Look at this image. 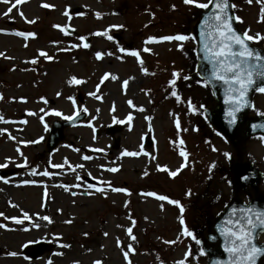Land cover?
<instances>
[{
	"label": "rangeland",
	"instance_id": "1",
	"mask_svg": "<svg viewBox=\"0 0 264 264\" xmlns=\"http://www.w3.org/2000/svg\"><path fill=\"white\" fill-rule=\"evenodd\" d=\"M36 2L34 10L28 16L22 17L19 15L21 10L17 7L9 15H4L15 0H10L9 4L0 0V29L8 32L36 33L34 38L36 40H31L0 32V52L4 53V56H0V95H4V86L13 78L14 68L20 69L23 64L36 70L37 67L49 66L48 71L32 70L33 72L24 77L25 81L27 79L29 81L25 82L27 86L23 89L36 101L30 103V111L34 115L24 124L23 140L16 146V150L11 153L0 150L2 156L0 162H7V158L12 160L7 168H12L13 175L15 174L12 177L15 181L38 180L43 186L34 187L26 184L7 191L3 196L2 201L5 204L2 205L0 201V213L4 216H0V224L6 227H0V242L6 240L7 234H14L10 230L11 226L16 225L23 230L30 223L29 220L23 225H18L5 217L22 218L23 212L26 211L37 222L43 221L39 216H48L52 220V223L43 221L46 224L42 232L46 234L45 237L33 240L34 242L44 240L51 246L50 250L37 260L39 264H48L49 261L51 264H74L77 261L79 264H93L96 260H100L102 264H128L123 256L127 244H132L135 249L128 257L131 264L161 262L176 264L181 259H185L186 264H206L207 258L204 253L201 254V245L196 240L210 230L214 218L235 194L229 160L234 151L228 141L214 132L204 119V109L214 106L215 100L209 87H205L195 73L197 58L193 53L196 43L185 41L183 48L180 47V42L176 41L145 43L147 36L150 37L149 34L158 37L190 34L195 20L203 9L185 5L183 0H36ZM198 2L206 3L207 0ZM44 3L53 7L46 9L42 6ZM232 3L236 5L234 8L236 16L242 21L238 22L239 28L243 32L248 31L249 35L257 33L264 35V22H258L260 5L255 0L251 5L247 0H232ZM75 7H80L83 15L72 14L71 11ZM66 11L67 16L64 15ZM97 12L100 13L99 18L96 16ZM27 20L36 22L27 23ZM53 25H60L61 28L69 25L74 28V34L66 35ZM114 25L128 26L125 27V33H122L124 42L118 44L114 40H108L106 36L94 35L106 29H109L110 35L116 28L111 27ZM179 26L186 28L180 30ZM143 27H147L148 30ZM80 36L90 38L89 49L82 46L85 40H79ZM254 42L259 46L264 44V41ZM77 43L81 47H72ZM129 43L134 50L143 47L151 49L150 53L141 52L143 67L147 68V74L141 70L136 58L131 56L129 60L124 56L126 52H119L120 46L124 48ZM40 49L54 59L46 61L40 57ZM97 51L105 54L102 58L103 65L96 61ZM33 59H37L38 62L30 63ZM63 67L66 75L70 73L72 77L77 73L75 76L78 79L87 82L69 85L67 81L70 78L62 82L65 90L62 88L59 90L66 94L67 98L73 97L74 102L71 100L68 109H64L66 112H62L60 116L56 115V118L65 119L66 116H71L84 108H87L88 116L78 126L65 128L64 139L50 152L47 141L52 124L49 126V123L52 122L54 108L60 109V106L48 105L47 97L56 83L51 71L56 70L60 77ZM174 71L180 72L181 76L190 77L188 80L182 78L177 80L175 90L181 97L180 102L171 96L173 89L169 81ZM105 73H110L117 79L109 78L100 84L97 91L100 78ZM124 80L129 81L126 88L123 86ZM94 91L101 99L97 100L88 95ZM129 100L132 101V105L128 104ZM188 100L196 106L195 111L189 109ZM2 103L3 99H0V106ZM49 107L50 112L47 111ZM141 107L144 111H140ZM23 113L12 105L7 115L21 119ZM261 113H264V94L256 92L253 97V108L248 116ZM129 114L133 116L130 124L127 121ZM172 114L179 116L181 130L176 129ZM116 119L125 123L117 124L114 122ZM111 124L121 125V132L114 136L107 134L106 129ZM117 136L120 140L118 148H114V139ZM150 136L154 139L153 146L147 145ZM40 137H43V140L38 144L24 143L39 140ZM181 138L185 141L184 150L189 153L187 166L183 167L176 177L170 179L166 172L157 170V165L167 166L171 171L174 167L175 170L181 168L185 163L179 155L181 146L178 141ZM1 140L2 138L0 143ZM141 145L143 152L149 155L141 152L137 157L121 156L125 150L140 151ZM243 146L245 159L252 161L263 172L261 190L264 192V137H251ZM92 148H100L110 154L100 155V158L95 155L93 158L99 160L87 163L88 160H84L83 156H90L89 150ZM213 148L216 150L213 151ZM21 152L23 156L20 155ZM225 153L229 156H225ZM25 157L27 165L17 167V164L24 163ZM48 163L64 164L66 174L62 171L63 179L55 175L45 177L31 174L32 168L37 172L45 169L54 172V168L48 166ZM213 163L215 167L209 171ZM81 164L85 167L84 170L77 167ZM103 164L119 169L115 173L101 172V181L110 182L111 187L108 183L101 184L98 181L94 183L98 187H104L106 194L88 189V183L82 178L83 175L97 177ZM145 172L148 175L145 176ZM63 181L66 182L68 190L58 192L55 185ZM48 183H51L52 187L46 188L48 195L44 196L45 185ZM112 187L126 188L131 194L113 192ZM210 189L212 191L209 194ZM189 190L191 196L186 195ZM73 192L76 195H72ZM88 192L93 194H86ZM147 192L167 194L171 199L180 201L185 208L184 216L189 230H197L196 240L182 235L183 226L179 223L178 207L166 201H159L155 197L143 195ZM240 197L246 202L249 200L247 194L241 193ZM202 203L203 212L199 206ZM10 204L17 210L10 212L6 207ZM161 204L164 205L163 209ZM67 220H71L72 223H65ZM131 220L135 221L134 226ZM108 221H116L120 225L121 234H117L112 245L104 249L106 237L104 233L107 232L104 227ZM129 226L133 227L136 241H132L126 233ZM84 233L88 235L85 236ZM117 241L120 242L119 246ZM165 241L175 243L168 244ZM58 244L70 245L65 249L66 260L62 262L55 261ZM24 247L25 244L21 245L20 254L24 258L27 257V264H31L32 260L23 253ZM189 252L191 254L186 255Z\"/></svg>",
	"mask_w": 264,
	"mask_h": 264
},
{
	"label": "snow or ice",
	"instance_id": "2",
	"mask_svg": "<svg viewBox=\"0 0 264 264\" xmlns=\"http://www.w3.org/2000/svg\"><path fill=\"white\" fill-rule=\"evenodd\" d=\"M25 0H15V3L11 4L10 7L7 8V11L4 15H9L17 5L24 3ZM257 4L260 5V13H259V21L264 22V0H255ZM3 3L9 4L10 0H3ZM185 5L194 6L200 9H209V6L212 5L211 10L204 16L203 21L200 25V32L199 38L200 43L202 45L201 51L203 53V61L210 65V68L206 69V75L203 77L204 86L207 87L212 85L215 87L216 83H220L224 88V103L228 106L226 115L230 117L228 123L235 124L237 119V113L240 112L242 109L250 106V101L248 99V94L250 90L255 88V91L264 94V55H261L260 52L254 50L249 46V41H264V35L259 33L255 35H249L248 31H244L243 33L238 32L233 24L234 21L242 22L240 17L234 16L230 13V9L236 8L235 4H230L229 0H207L206 3L198 2V0H183ZM247 3L251 5L253 0H247ZM44 8H52L53 5L48 3H44L42 5ZM175 6L173 5V8ZM19 15L22 17L24 16L23 12H20ZM65 16L68 15L66 11L64 13ZM83 15V13H80ZM97 18L100 17V13H96ZM27 23H35V20H27ZM55 28H60L61 31L65 32L67 35L68 32L66 29L61 28L60 25H53ZM117 27V26H111ZM119 27H123L122 25ZM5 30L0 29V32H4ZM109 29L104 31H98L94 33L96 36H106L108 40H113V37L108 34ZM20 37H35L36 33L33 32H22L16 31L14 33ZM79 40L83 41L86 39L84 36L78 37ZM197 37L195 34H176V35H164L161 37L150 36L145 41L146 44L151 43H160V42H180V47H183V42L185 41H193L195 42ZM84 48H89L90 45L88 43H84L82 45ZM72 47H81L79 43L72 45ZM69 49H61V51H68ZM120 52H126L127 54L136 58L139 65L141 66V70L147 74V68H144V60L141 57V52L143 53H150L151 49L149 47H143L140 50H126L125 48L121 47L119 49ZM111 55L112 53H107ZM105 54L102 52L97 51L95 53V57L97 60L103 58ZM0 56H4L3 52H0ZM39 56L43 57L46 60H52L53 57L48 55L47 52L41 50L39 51ZM9 58V57H5ZM10 59V58H9ZM38 62L37 59H33L30 61L32 64H36ZM203 68V65L201 66ZM172 79L169 81L173 91H171V96L175 97L178 102L181 101V97L178 92L175 90L177 87V80L184 79L188 80L190 77L188 76H181V73L178 71H174L172 74ZM111 78L112 80L117 79L116 76L111 75L110 73H105L101 78L100 82L97 85V91L99 90L100 84H103L106 80ZM134 79V78H133ZM259 81V83H258ZM87 81L84 79H78L76 76H72L67 83L69 85H81L86 83ZM129 81L124 80L123 86L126 88ZM59 96L60 93H57ZM88 95L93 96L95 99L99 100L101 97L97 95L96 91L88 93ZM0 99H3V96L0 95ZM69 100H73V97H68ZM47 103V101H44ZM74 102V100H73ZM188 107L189 109L195 111L196 106L192 104L191 100H188ZM129 105H132V101H128ZM43 111V109L41 110ZM84 112H87V108L83 109ZM140 111H144L141 107ZM57 116L61 115V112L55 111L54 113ZM79 113L77 112L76 115ZM29 115H34V113H29ZM174 116V124L177 130H181V121L177 114H172ZM264 115V113H261ZM41 120L43 117H40ZM73 116H66L65 119L72 120ZM133 120V116L131 114L128 115L127 121L130 122ZM0 122L8 123L9 121L5 120V118L0 115ZM115 123H125L123 120L116 119L114 120ZM23 123H27V121H23ZM253 127H264V125H254ZM47 128V125H45ZM183 131H187V129H183ZM7 132V129H0V135ZM9 139H15L9 134ZM40 140H43V137H40L39 140H32L26 141L24 143L27 144H38ZM175 143V141L173 142ZM180 147L179 155L184 159L185 163L181 165V168L176 169L175 171H171L167 168V166H160L157 165L158 171H164L171 177H176L177 174L181 171L183 167L187 166V161L189 157V153L184 150L183 146L185 141L181 138L178 141ZM216 149L213 148V151ZM19 152V149H17ZM77 151H79L77 149ZM97 152H103V149H94ZM143 152V145H141L140 151H123L121 156H129V157H136L139 156ZM144 155H149L147 152H143ZM23 156V153H20ZM225 156H229V154L225 153ZM93 157L89 155L83 156L84 160H91ZM155 159V157H153ZM11 158H7V162L0 163V168H6L8 163H11ZM28 161L27 158H24L23 164H17V167H25ZM52 168L61 169L64 167L63 164H52ZM77 167L83 168V165H77ZM215 167L213 163L210 166L209 171ZM107 171L109 172H117L119 171L116 167L108 168ZM32 175H42L45 177L53 175L50 171L45 169L42 172H37L35 168L31 169ZM144 175H148L147 172ZM243 179L247 180L248 177L244 176ZM95 179V177H94ZM0 180L4 183H8V179L5 177L0 176ZM23 184H36L35 180H24L22 181ZM101 184L108 183L109 187H111L110 182L101 181ZM230 183V182H229ZM60 187L64 188L66 191L68 190V186L60 185ZM75 187H80V185H75ZM88 189H95V192L106 194L104 187H98L94 184H87ZM111 190L113 192H121L131 194L128 189L126 188H116L112 187ZM88 195H92V192L86 193ZM47 189L45 188L44 196H47ZM72 195H76V193H72ZM145 196L155 197L159 201H166L170 205H174L179 209V223L183 226L182 235L191 237L193 240H196L194 233L189 230L186 220H185V208L181 204L180 201L171 199L167 195H157L155 192H147L143 193ZM186 195L191 196V190H189ZM127 206V204L125 205ZM163 204H161V208L163 209ZM62 211V210H58ZM38 215V214H37ZM0 216H4L3 213H0ZM5 219H12L18 225H23L25 221L32 220V217L29 215L28 212H23L22 218L17 217H5ZM40 220L48 221L52 223V220L48 216H39ZM65 223L71 224V220L65 221ZM131 224L134 226L135 221L131 220ZM0 227H6V225L0 224ZM33 227L39 228V224H33ZM217 230L220 233V236L223 237V250L227 254L226 261H215L214 264H257L258 259L264 257V246H260L258 243V231H264V208H257L254 206H244L240 207L239 209L233 207L231 212L229 213V217L222 221L221 224L217 225ZM127 235L131 238L132 241H136L137 237L133 235V227L129 226L126 229ZM87 236V233H84ZM105 236L108 235L107 232L104 233ZM215 239V237H211ZM34 242V241H32ZM199 244L200 241L196 240ZM165 243L172 244L175 241H165ZM119 246L120 242L117 241ZM26 246V245H25ZM61 247L68 248L70 245L63 244ZM127 250L123 251L124 258L128 261V264H131V260L128 259L129 254L134 252L135 249L133 248L132 244L126 245ZM191 253H187L186 255H190ZM201 254H203V249H201ZM10 256H16V252L8 253ZM56 255H63V253L58 252ZM27 259V257H25ZM51 264V261L48 262ZM74 264H79V262H74ZM93 264H102L100 260H96ZM163 264V262H161ZM176 264H186L185 259H181L176 262Z\"/></svg>",
	"mask_w": 264,
	"mask_h": 264
},
{
	"label": "bare ground",
	"instance_id": "3",
	"mask_svg": "<svg viewBox=\"0 0 264 264\" xmlns=\"http://www.w3.org/2000/svg\"><path fill=\"white\" fill-rule=\"evenodd\" d=\"M37 4L36 0H25L24 3L17 5V8L23 12L24 16H28L32 10H34L35 5ZM12 34V33H11ZM25 38V37H23ZM102 63V60H100ZM32 70H36L33 68H29L27 65L23 64L20 69L14 68L13 69V78L8 82V85L4 86V95H3V103L0 106V115H2L5 120L9 121L8 123L0 122V129H7V132L0 135V139L2 138V142L0 143V150H5L6 152H13L16 150V146L19 144L20 141L23 139V134L25 132L24 130V124L23 121H28L32 115H29L30 111V103L34 102L28 94V92L23 89L27 86L25 83L26 81H29L28 79L25 81L24 77H27L29 72H33ZM44 72L49 70V66L45 67H37L36 71ZM63 73L65 75L63 76ZM51 75L54 77L55 85L52 87L50 93H48L47 101L48 105H57L62 108H66L68 106V100L65 97L59 98L60 95H57V91L59 88L62 87V82L66 79V72L64 67L62 68V76L57 75L56 70L51 71ZM3 84V83H2ZM3 87V86H2ZM22 92V93H20ZM36 102V101H35ZM59 103V104H58ZM14 106L17 109H20L23 113V117L21 119L13 118L7 115V112L9 109H11V106ZM51 110V108H49ZM56 111V110H54ZM25 112H28L26 114ZM9 134L12 137H15V139H9ZM1 156V155H0ZM2 157V156H1ZM5 163V162H0ZM48 166H51V164L48 163ZM1 169V168H0ZM62 169H54L53 175L56 176H62ZM8 179V183H4L2 180H0V201L2 202V205L5 204L2 199L3 196L6 195L7 191H11L13 189H16L18 186H23L25 184L22 183V181H15L12 177H5ZM36 184H29L33 186H41L42 183L38 180L36 181ZM60 185H67L64 181L62 183L56 184L55 188L58 190H64L63 192H67L64 188L60 187ZM43 186V185H42ZM45 187L50 188L52 187L51 183H48L45 185ZM57 197V196H56ZM57 199V198H56ZM0 202V203H1ZM6 207L9 208L10 212L12 210H17L13 205H6ZM12 216V215H10ZM9 221H14L12 219H8ZM39 224L40 227L36 228L33 227V224ZM46 226V224L43 221L37 222L35 219L30 220L29 225L24 228L23 230L17 228L16 225H13L10 227V230L14 234H7L6 240L0 242V264H27V261L24 257L20 254V247L23 244H26L30 241L36 240V239H42L45 237L46 234H42L43 228ZM107 229L108 235L105 237V245L104 249L110 247L112 243L115 241L117 234L121 232L120 225L116 221L107 222L105 227ZM121 234V233H120ZM63 244H58L56 251H55V261L56 262H62L66 260V252L64 247H61ZM10 252H16V256H10L8 253ZM61 252L63 255H56V253Z\"/></svg>",
	"mask_w": 264,
	"mask_h": 264
},
{
	"label": "water",
	"instance_id": "4",
	"mask_svg": "<svg viewBox=\"0 0 264 264\" xmlns=\"http://www.w3.org/2000/svg\"><path fill=\"white\" fill-rule=\"evenodd\" d=\"M230 3V0H229ZM231 4V3H230ZM212 5L209 6V9H206L203 13L197 24L195 25V30L193 34L197 37L198 42V54H199V62L197 65V72L200 77H204L206 75V69L210 68L206 62L203 61V53L201 51V43L199 38L200 25L203 21L204 16L211 10ZM79 12V9L76 10ZM230 13L233 15L231 9ZM234 28L240 32L236 26V21L233 24ZM72 32L71 29H68ZM241 33V32H240ZM249 46L254 50L264 55V47L260 48L252 44L251 41L248 42ZM203 65V68L201 67ZM259 83V81H258ZM212 88V92L214 97L217 100V106L215 108L207 109L206 114L209 118L210 123L220 131L226 138L229 139L231 144L234 146L237 152V160L233 165V178L237 187V192L240 190L244 192H250L248 186L251 185L252 189L255 191V197H253L249 204L243 203L238 197H235L232 202L227 206L224 212L216 219L214 225L212 226V231L208 234V239H201V243L203 245L204 251L208 256L207 264H214L215 261H226L227 254L223 250V237L220 236L219 231L217 230V225L221 224L226 218L229 217V213L233 207L239 209L244 206H254L257 208H264V194L259 190V183L261 181V173L249 162L243 160V152L241 151V147L239 145V141L241 138H247L254 134H264V127H253L254 125H264V116H259L255 119H249L245 123V115L251 107V99L252 94L255 91V88L250 90L248 94V99L250 101V106L242 109L237 113V119L235 124H229L228 121L230 117L226 115L228 106L224 103V88L220 83H216L215 87L210 85ZM85 115H80L75 123ZM69 122H56L55 129L52 132V137L49 142V148L52 149L60 139L63 138L62 128L67 126ZM119 128L110 127L109 132L115 133ZM247 176L248 179L245 180L242 177ZM258 233L261 232L257 230ZM211 237H215L212 239ZM212 242V243H210ZM260 246H264V244H260ZM49 246L46 243H38L31 247H28L26 253H28L31 257L37 258L39 257ZM264 257L258 259L257 264H261V261ZM35 264V263H34Z\"/></svg>",
	"mask_w": 264,
	"mask_h": 264
},
{
	"label": "flooded vegetation",
	"instance_id": "5",
	"mask_svg": "<svg viewBox=\"0 0 264 264\" xmlns=\"http://www.w3.org/2000/svg\"><path fill=\"white\" fill-rule=\"evenodd\" d=\"M122 39H123V36H119V39L118 40L122 41Z\"/></svg>",
	"mask_w": 264,
	"mask_h": 264
}]
</instances>
